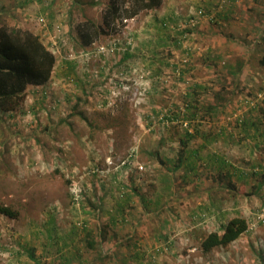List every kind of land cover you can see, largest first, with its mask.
Returning <instances> with one entry per match:
<instances>
[{
    "label": "rangeland",
    "instance_id": "1",
    "mask_svg": "<svg viewBox=\"0 0 264 264\" xmlns=\"http://www.w3.org/2000/svg\"><path fill=\"white\" fill-rule=\"evenodd\" d=\"M56 1L61 56L92 71L45 111L26 93L0 113V203L19 213L0 215V264H264V0H164L84 52L110 0ZM20 3L0 0V29L28 31ZM237 216L244 234L198 249Z\"/></svg>",
    "mask_w": 264,
    "mask_h": 264
},
{
    "label": "trees",
    "instance_id": "2",
    "mask_svg": "<svg viewBox=\"0 0 264 264\" xmlns=\"http://www.w3.org/2000/svg\"><path fill=\"white\" fill-rule=\"evenodd\" d=\"M163 1L110 0L102 12L101 24L87 20L81 25V46H88L100 35H105V28L114 30L115 24L122 18H132L141 11L157 9ZM55 63L54 54L43 45L37 35L16 28L0 29V113L9 114L19 109L25 99L27 87L48 82ZM262 65L264 66V57ZM181 145L183 148L187 146L186 141H181ZM0 215L15 219L19 213L11 206L0 203ZM247 229L248 223L244 218L233 217L221 224L219 231L209 232L200 238L198 249L208 253L214 248L227 246ZM99 243L102 242L99 240ZM28 254L35 261L34 256Z\"/></svg>",
    "mask_w": 264,
    "mask_h": 264
},
{
    "label": "crops",
    "instance_id": "3",
    "mask_svg": "<svg viewBox=\"0 0 264 264\" xmlns=\"http://www.w3.org/2000/svg\"><path fill=\"white\" fill-rule=\"evenodd\" d=\"M38 5L39 7H37ZM64 8L65 7L63 5V2H57L56 0H21L19 7L16 8L18 14L21 17V20L19 22L20 25L25 26L26 28H28V31L35 35H37V33L34 32L38 29L34 27V18H36L37 15H46L50 18L48 19L49 22L47 21L48 23L42 25L41 28H38L40 29L39 35L41 36L40 40L43 45L46 46L47 49L50 50L53 54H55V56L57 53L56 63L54 65L52 75L48 82L41 85H30L27 87L26 90V93H28V96L26 97L27 100L29 99L28 101L32 102L31 104H33L37 110L45 111V107L49 105L52 106V103H54L55 100L54 96L51 95L52 90H55L58 85H60L61 88L64 87V84L62 83V81H64V76L68 78V74H72L74 71H76V69H79V71L84 74L92 71L90 70V68L88 69V64L85 61H72L70 59H67L68 56L65 54L61 56V44L64 43V45H66V42L64 40H66L65 38H69V35H66L67 37H54V28L56 23H58L59 21V16H57V12H63ZM56 43H58L57 46H55ZM67 46H69V44ZM82 48V52L88 50L87 46H84ZM53 49H56V51L54 52ZM94 56L95 54L92 55V57ZM77 62L78 64H76ZM64 93L65 92H63V94ZM52 98L54 100H52ZM194 152L197 153V151Z\"/></svg>",
    "mask_w": 264,
    "mask_h": 264
},
{
    "label": "built area",
    "instance_id": "4",
    "mask_svg": "<svg viewBox=\"0 0 264 264\" xmlns=\"http://www.w3.org/2000/svg\"><path fill=\"white\" fill-rule=\"evenodd\" d=\"M100 51L103 52L104 51V48H100Z\"/></svg>",
    "mask_w": 264,
    "mask_h": 264
}]
</instances>
